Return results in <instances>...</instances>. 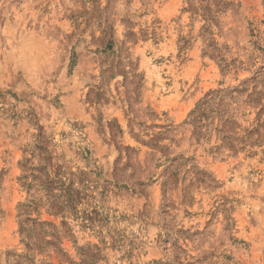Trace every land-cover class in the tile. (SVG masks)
Segmentation results:
<instances>
[{
  "label": "rangeland",
  "instance_id": "374dc122",
  "mask_svg": "<svg viewBox=\"0 0 264 264\" xmlns=\"http://www.w3.org/2000/svg\"><path fill=\"white\" fill-rule=\"evenodd\" d=\"M0 264H264V0H0Z\"/></svg>",
  "mask_w": 264,
  "mask_h": 264
}]
</instances>
